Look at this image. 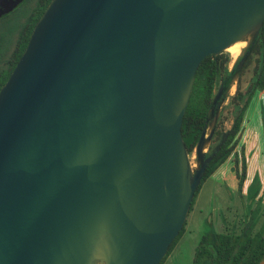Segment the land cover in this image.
<instances>
[{
  "label": "water",
  "instance_id": "95a60500",
  "mask_svg": "<svg viewBox=\"0 0 264 264\" xmlns=\"http://www.w3.org/2000/svg\"><path fill=\"white\" fill-rule=\"evenodd\" d=\"M263 21L264 0H50L0 87V264H159ZM237 41L193 169L181 125L196 70Z\"/></svg>",
  "mask_w": 264,
  "mask_h": 264
},
{
  "label": "trees",
  "instance_id": "16d2710c",
  "mask_svg": "<svg viewBox=\"0 0 264 264\" xmlns=\"http://www.w3.org/2000/svg\"><path fill=\"white\" fill-rule=\"evenodd\" d=\"M49 2L50 0H23L14 10L0 17V20L5 21L4 26L0 27V87L10 76L27 46L36 22ZM22 7L24 8L21 9ZM20 9V14L15 15ZM228 60L229 54H210L202 59L196 70L191 96L181 125L182 137L188 154L193 152L204 129L218 81L229 73L227 69ZM251 63H254V78L245 91L242 92L240 88L241 75ZM262 89H264V21L257 39L240 70L235 93L230 99L236 107L228 136L206 167L195 191L189 213L193 210L195 199L202 184L210 178L221 164L226 162L232 153V169L237 178V191H242L246 179V159L245 147L239 143L240 134L249 102L255 92ZM224 132L222 129L218 130V124H216L213 133L216 144ZM213 148L214 146L205 154L206 157L211 154ZM185 225L186 222L169 245L166 255L159 264H163L174 249L185 231ZM262 261H264L263 233L247 229H243L241 232L231 230L216 232L210 227L201 236L195 248L192 264H260Z\"/></svg>",
  "mask_w": 264,
  "mask_h": 264
},
{
  "label": "rangeland",
  "instance_id": "374dc122",
  "mask_svg": "<svg viewBox=\"0 0 264 264\" xmlns=\"http://www.w3.org/2000/svg\"><path fill=\"white\" fill-rule=\"evenodd\" d=\"M21 9H17L15 15L20 14ZM4 23V20H0V27H3ZM245 45L246 41H237L231 45V49L223 51L230 56L229 68L233 69ZM253 66L254 63H251L241 75L242 92L254 78ZM219 81L222 83L223 79ZM232 85V88L223 90L222 98L211 112L208 132L217 123L218 130L230 129L236 107L230 101L236 90V77L233 78ZM239 143L245 147L246 159V179L242 191H237V178L232 169V153L202 184L193 210L187 216L185 231L163 264H192L195 248L201 236L210 227L216 232H241L247 229L264 234V89L255 92L249 102ZM214 144L215 138L212 137L206 144L204 153L209 152ZM189 157L192 168H197L199 160L196 151L193 150Z\"/></svg>",
  "mask_w": 264,
  "mask_h": 264
},
{
  "label": "flooded vegetation",
  "instance_id": "af4514ba",
  "mask_svg": "<svg viewBox=\"0 0 264 264\" xmlns=\"http://www.w3.org/2000/svg\"><path fill=\"white\" fill-rule=\"evenodd\" d=\"M18 5H19V4H18ZM15 8H16V7H15ZM15 8H14V9H15ZM14 9H13V10H14ZM10 12H11V11H10ZM8 13H9V12H8ZM6 14H7V13H6ZM1 16H3V15H1ZM1 16H0V17H1ZM219 83H220V81H219ZM219 83H218V85H219ZM217 124H218V123H217ZM212 137L214 138V135H213ZM215 145H216V143H215L213 146L215 147ZM213 146H212V147H213ZM213 149H214V148H213ZM211 153H212V152H211ZM171 252H172V251H171ZM169 255H170V254H169Z\"/></svg>",
  "mask_w": 264,
  "mask_h": 264
},
{
  "label": "bare ground",
  "instance_id": "6f19581e",
  "mask_svg": "<svg viewBox=\"0 0 264 264\" xmlns=\"http://www.w3.org/2000/svg\"><path fill=\"white\" fill-rule=\"evenodd\" d=\"M233 44H234V43H233ZM233 44H231V45H233ZM231 45H230V46H228L227 48L231 49V48H232V46H231ZM229 49H228V50H229Z\"/></svg>",
  "mask_w": 264,
  "mask_h": 264
},
{
  "label": "crops",
  "instance_id": "0c3cea01",
  "mask_svg": "<svg viewBox=\"0 0 264 264\" xmlns=\"http://www.w3.org/2000/svg\"><path fill=\"white\" fill-rule=\"evenodd\" d=\"M263 90V89H262ZM244 121H245V119H244ZM243 128H244V123H243ZM241 135V134H240Z\"/></svg>",
  "mask_w": 264,
  "mask_h": 264
}]
</instances>
